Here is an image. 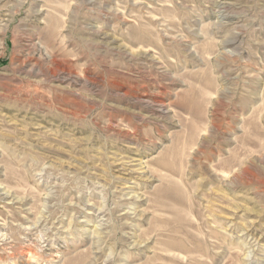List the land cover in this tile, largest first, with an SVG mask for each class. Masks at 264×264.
Listing matches in <instances>:
<instances>
[{"label": "rangeland", "instance_id": "rangeland-1", "mask_svg": "<svg viewBox=\"0 0 264 264\" xmlns=\"http://www.w3.org/2000/svg\"><path fill=\"white\" fill-rule=\"evenodd\" d=\"M0 264H264V0H0Z\"/></svg>", "mask_w": 264, "mask_h": 264}]
</instances>
